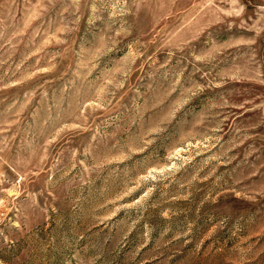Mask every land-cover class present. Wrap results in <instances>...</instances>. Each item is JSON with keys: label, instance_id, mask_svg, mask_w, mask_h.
Listing matches in <instances>:
<instances>
[{"label": "rangeland", "instance_id": "rangeland-1", "mask_svg": "<svg viewBox=\"0 0 264 264\" xmlns=\"http://www.w3.org/2000/svg\"><path fill=\"white\" fill-rule=\"evenodd\" d=\"M0 264H264V0H0Z\"/></svg>", "mask_w": 264, "mask_h": 264}]
</instances>
